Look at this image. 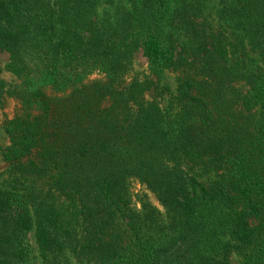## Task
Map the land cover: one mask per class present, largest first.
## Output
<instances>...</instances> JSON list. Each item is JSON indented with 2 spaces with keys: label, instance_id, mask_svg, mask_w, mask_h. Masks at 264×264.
I'll use <instances>...</instances> for the list:
<instances>
[{
  "label": "trees",
  "instance_id": "trees-1",
  "mask_svg": "<svg viewBox=\"0 0 264 264\" xmlns=\"http://www.w3.org/2000/svg\"><path fill=\"white\" fill-rule=\"evenodd\" d=\"M0 51V264H264V0H0Z\"/></svg>",
  "mask_w": 264,
  "mask_h": 264
},
{
  "label": "rangeland",
  "instance_id": "rangeland-1",
  "mask_svg": "<svg viewBox=\"0 0 264 264\" xmlns=\"http://www.w3.org/2000/svg\"><path fill=\"white\" fill-rule=\"evenodd\" d=\"M8 60H9L8 53L4 52V51H0V63H1V65L4 66ZM133 63H134L133 64V66H134L133 74H138L141 77H143L145 75V73H147L149 71L147 59L145 56H143L141 51H138L135 54L134 59H133ZM96 75H97V73H94L91 75V77H95ZM2 76L9 83H12L13 81H15V76L10 71L4 70L2 72ZM18 106H19L18 101L11 96L6 97L3 104H0V150H1V147H5L9 143L7 134L4 130L5 120H6V118L12 117L14 115V113L18 109ZM8 165H9L8 162L4 161L1 158V154H0V180L4 179L6 177V175H7L6 169H7ZM201 177L204 179L207 176H201ZM142 188H143V186L138 182H135L133 184V189L135 192L142 189ZM30 243L34 248L33 251L35 253L39 254L38 249H37V244H36L35 239L32 236V234L30 235ZM234 259L238 260V257L234 256ZM35 264H39V262H36Z\"/></svg>",
  "mask_w": 264,
  "mask_h": 264
}]
</instances>
